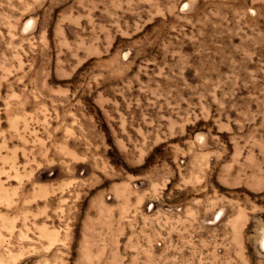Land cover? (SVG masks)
Wrapping results in <instances>:
<instances>
[{
	"label": "rangeland",
	"instance_id": "rangeland-1",
	"mask_svg": "<svg viewBox=\"0 0 264 264\" xmlns=\"http://www.w3.org/2000/svg\"><path fill=\"white\" fill-rule=\"evenodd\" d=\"M0 264H264V0H0Z\"/></svg>",
	"mask_w": 264,
	"mask_h": 264
}]
</instances>
